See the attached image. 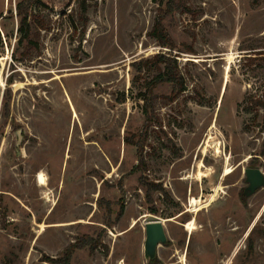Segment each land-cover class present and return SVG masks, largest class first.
<instances>
[{"label":"rangeland","instance_id":"1","mask_svg":"<svg viewBox=\"0 0 264 264\" xmlns=\"http://www.w3.org/2000/svg\"><path fill=\"white\" fill-rule=\"evenodd\" d=\"M22 1L0 0V264H59L85 236L97 247H76L71 264H148L158 219L156 264H264V186L244 194L246 169L264 172V132L240 106L264 99V0H189L163 20L186 89L169 100L168 83L154 88L141 169L126 139L145 130L138 83L157 72L132 63L168 51L149 35L157 0H33L27 38Z\"/></svg>","mask_w":264,"mask_h":264},{"label":"trees","instance_id":"2","mask_svg":"<svg viewBox=\"0 0 264 264\" xmlns=\"http://www.w3.org/2000/svg\"><path fill=\"white\" fill-rule=\"evenodd\" d=\"M33 0H24L19 2L17 5V15L20 17V25L18 27V31L21 32V35L27 38L29 36L30 23L28 22V12L27 8L29 4L32 3ZM159 4L160 14L157 15L153 27L151 31H149V35L154 37L159 45L168 48L166 52H159L155 54L152 58L140 59L139 61H134L132 65L139 71L143 69H147L148 71H156L157 73L149 80H144L143 83H138L141 80L140 75H134L132 78V84L139 85L138 98L143 100V113H144V125L145 130L139 136L136 141H132V139L127 138V142H134L137 148V156H138V164L135 165V169H141L145 165V157H144V146L146 142V134L148 126L154 121V117L152 115L153 110V92L154 88L159 83H168L170 86V94L166 95L169 100H174L177 98L185 89L186 83L185 78L182 75L180 69L178 68L176 55L172 53V51L176 48V43L167 32L163 20L169 15L173 14L177 10H189L188 2L189 0H157ZM2 14L0 13V18ZM2 44L1 34H0V45ZM187 51L193 52V48L191 46H187ZM262 54V58L264 59V50L260 52ZM249 100V101H248ZM248 101V102H247ZM240 106H243V110L251 114L253 110H255L253 114L252 120L254 123H257V118L260 117L261 120L259 125L261 130L264 132V99L253 98L245 99L243 103H240ZM259 108L262 109V113L259 111ZM250 124L246 123L245 128H250ZM264 145V143H263ZM144 186H147V189H154L161 191V185H157L154 183H147L141 181ZM152 186V187H151ZM120 208L117 214V218H120L124 212V204L123 201L120 203ZM108 210H110L108 208ZM109 224V221L106 222ZM98 239L92 237H83L79 238L77 241L73 242L70 246L66 248V251L59 259V264H71L72 252L76 247H88L90 250H95L97 247ZM49 261L53 262V259H49ZM158 263V259L152 258L148 261V264H156Z\"/></svg>","mask_w":264,"mask_h":264},{"label":"water","instance_id":"3","mask_svg":"<svg viewBox=\"0 0 264 264\" xmlns=\"http://www.w3.org/2000/svg\"><path fill=\"white\" fill-rule=\"evenodd\" d=\"M246 180L248 186L245 188L244 194H252L258 188L264 186V172L260 168H247ZM164 221L166 220L158 219L147 222L145 225L144 253L148 259L154 258L157 254L158 246L168 240Z\"/></svg>","mask_w":264,"mask_h":264},{"label":"bare ground","instance_id":"4","mask_svg":"<svg viewBox=\"0 0 264 264\" xmlns=\"http://www.w3.org/2000/svg\"><path fill=\"white\" fill-rule=\"evenodd\" d=\"M2 84H3V81H2ZM74 112H75V116H77L76 110H74ZM210 138H212V136H210ZM199 165H200V168H199V170L197 172V179L200 180V179H202V177L205 176V174L202 171L203 163L200 162ZM231 171H232V168H230L229 166H227L225 168V170H224V176L225 175H228L229 173H231ZM36 178H37V181H38V183L40 185H45L46 184V175L44 174L43 171H39L37 173V175H36ZM213 198H214V195H211L208 200L209 201H212ZM201 205H202V198H198V197L191 196L190 197V204H189L190 207L187 208V211L198 212V210H200L201 207L203 206V205L202 206ZM135 224H136V220H133L132 221V226H134ZM39 225H40V227H41L42 230L45 229V226H46L45 223H39ZM185 227H186V230L188 232L192 233L193 230H194V228H195L193 219L191 221H189L188 223H186L185 224ZM182 262H183V264H186V261H185L184 258H183Z\"/></svg>","mask_w":264,"mask_h":264}]
</instances>
